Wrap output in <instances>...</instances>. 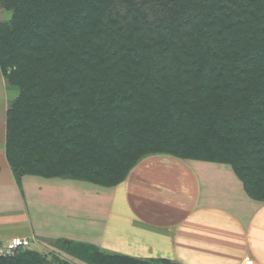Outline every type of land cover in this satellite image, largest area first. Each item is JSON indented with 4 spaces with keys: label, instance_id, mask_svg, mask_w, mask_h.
I'll return each mask as SVG.
<instances>
[{
    "label": "trees",
    "instance_id": "1",
    "mask_svg": "<svg viewBox=\"0 0 264 264\" xmlns=\"http://www.w3.org/2000/svg\"><path fill=\"white\" fill-rule=\"evenodd\" d=\"M0 3L11 12L0 75L16 94L4 154L17 184L31 175L113 187L142 158L170 154L228 164L264 201V0ZM214 135L225 160L203 144ZM57 241L86 264H149ZM0 264L42 259L18 247Z\"/></svg>",
    "mask_w": 264,
    "mask_h": 264
},
{
    "label": "crops",
    "instance_id": "2",
    "mask_svg": "<svg viewBox=\"0 0 264 264\" xmlns=\"http://www.w3.org/2000/svg\"><path fill=\"white\" fill-rule=\"evenodd\" d=\"M2 81L0 75V112L4 122L0 192L5 175L29 216L32 205L26 178L31 177L35 184L33 198L38 203L34 211L39 206L46 209L45 218L52 220L50 224L55 223L56 207L63 208L70 217L75 195H85L80 200L85 202V214L74 215L83 221L76 222L82 223L77 230L80 235L58 231L57 225L53 230L47 222L35 227L29 222V235L22 238H57L89 244L103 253L149 264H242L245 257L253 264H264V201L247 196L225 163L154 154L142 158L127 178L113 187L31 175L22 176L17 184L4 154L9 102ZM3 225L0 221V242L7 243L9 240L1 231ZM79 238L85 242L75 240Z\"/></svg>",
    "mask_w": 264,
    "mask_h": 264
},
{
    "label": "rangeland",
    "instance_id": "3",
    "mask_svg": "<svg viewBox=\"0 0 264 264\" xmlns=\"http://www.w3.org/2000/svg\"><path fill=\"white\" fill-rule=\"evenodd\" d=\"M142 6L144 11L147 12L149 16L153 15L152 13L154 11L153 10L154 5L152 3L146 5L142 4ZM10 17H11V12L5 10L0 3V21L7 22L9 21ZM2 82L5 83L6 96L9 102L8 104L9 107L16 94L14 89L9 87L6 80ZM1 116H3V113L0 112V156L3 153L2 151H3V141H4V122L3 120H1L2 119ZM204 141L205 142L203 144L205 145L206 148L208 149H211L212 147L217 148V150H219L221 153L219 155L220 160H225L223 157L225 156L226 149L222 146V144L215 137V135L211 139H207L204 137ZM216 144L217 145L220 144V145L217 146ZM204 157H205L204 155H201L200 159ZM186 160L202 161L199 160V158L186 159ZM0 163H3L1 157H0ZM1 182H2L1 189L3 190H1L0 192V194L2 193V195H0V221L5 224L1 227V231H3L2 235L5 239H8L10 241V239L13 237L22 238L24 236H28L30 229L29 222L33 227H35L37 224L44 225L46 222L48 224H50L49 222L52 223V220L50 219L48 220L45 218L47 214L46 209L41 210L39 206V208H37L38 210L34 211V206L37 205L38 203L37 201L35 202V199L33 198L35 184L33 183V179L31 177L26 178V184L28 186L31 195V205H32L31 206L32 210L30 211L29 216H27L24 213L23 205L20 202L18 195L16 194V192L13 191V189L7 183V178L5 177V175H3ZM82 186H85V184H83ZM75 197L77 198V200L75 203L72 204V208L70 207L71 208L70 214H73L71 215L73 216V218L71 216L68 217L67 212L63 210V208L56 207L55 210L53 211L54 215L56 216L55 223L50 224V226L53 225V227L55 228V226L57 225L56 228L58 229V231H68L69 234L76 232L74 234L80 235V233L77 230H80L81 228L80 226L83 223V221L81 219L80 220L76 219L75 216H78V214H80L81 212L85 214V202L80 201L85 198V195L83 197L81 194H78L75 195ZM4 212H6V214ZM64 221H67L68 224L65 225ZM76 222H82V223L76 224ZM56 228L53 230H56ZM82 239L83 238H79L75 240H78L80 242H85V240ZM27 240L29 241V245L26 247H21V249L23 251L36 252V254L42 259V264H86L85 262L70 256L64 250L63 244H60L57 241V238L34 237L32 239H27ZM7 243L0 242V254L1 253L3 254L6 251L1 248H4V246H6ZM164 264H174V263L168 261Z\"/></svg>",
    "mask_w": 264,
    "mask_h": 264
},
{
    "label": "built area",
    "instance_id": "4",
    "mask_svg": "<svg viewBox=\"0 0 264 264\" xmlns=\"http://www.w3.org/2000/svg\"><path fill=\"white\" fill-rule=\"evenodd\" d=\"M28 245H29V241L27 239L15 237V238L10 239V241L6 244V246H4V248H1V249L6 250L4 253H7L18 247H26ZM242 264H253V261L250 260V258L245 257L243 259Z\"/></svg>",
    "mask_w": 264,
    "mask_h": 264
}]
</instances>
